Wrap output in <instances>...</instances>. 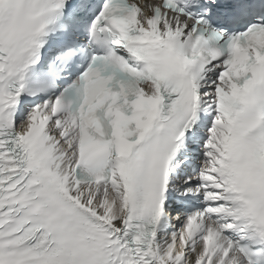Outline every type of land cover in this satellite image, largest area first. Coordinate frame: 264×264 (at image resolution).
I'll list each match as a JSON object with an SVG mask.
<instances>
[{
    "label": "snow or ice",
    "instance_id": "obj_1",
    "mask_svg": "<svg viewBox=\"0 0 264 264\" xmlns=\"http://www.w3.org/2000/svg\"><path fill=\"white\" fill-rule=\"evenodd\" d=\"M0 264H264V0H0Z\"/></svg>",
    "mask_w": 264,
    "mask_h": 264
}]
</instances>
